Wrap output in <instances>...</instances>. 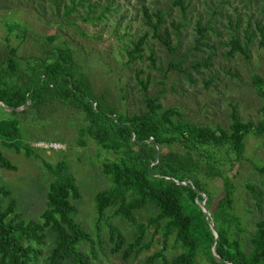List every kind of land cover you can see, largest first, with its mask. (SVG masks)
<instances>
[{
    "label": "trees",
    "instance_id": "1",
    "mask_svg": "<svg viewBox=\"0 0 264 264\" xmlns=\"http://www.w3.org/2000/svg\"><path fill=\"white\" fill-rule=\"evenodd\" d=\"M99 2L50 0L57 10L54 18L58 32L33 36L38 51L27 55L20 53L19 46L8 44L0 49V104L10 109L0 105L1 146L31 157L33 149L24 139L23 125L47 120L60 110L75 111L81 115L78 145L85 147L90 140L110 155L102 164L110 187L98 192L95 202L96 222L108 223L114 254L124 261L139 259L157 243L159 251L138 264H202V256L207 257L208 264H264V218L256 221L252 232L246 231L235 211L234 173L237 164L245 160L248 136L264 137V107L258 122L245 121L235 112L225 128L192 122L180 108L166 107L160 97H149L143 84L144 107L135 111L126 104L128 89L119 88V96L109 89L98 92L92 57L60 32L74 27L82 37H92L86 25L94 27L95 22L106 20L116 0H107L101 9ZM170 2L168 10L152 12L149 6H142V26L146 29L137 40L130 39L123 46L126 66L143 60L147 50L156 66L155 53L148 44L154 39L172 55L167 70H184L188 57L178 55L173 37L180 40L181 30L191 26L187 19L190 3ZM174 7L181 9L184 23L172 20ZM212 7L210 19L203 23L199 16L192 28L197 50L202 46L214 50L209 45L210 36H221L216 18L223 17L224 12L218 5ZM39 15L43 17L42 11ZM245 18L238 14L236 24L229 22L231 36L222 44L229 49L230 58L240 55L250 60L254 47L264 50V19L254 15ZM8 28L20 44L28 40L26 30L21 33L17 23L8 24ZM188 52L190 56L192 51ZM214 57L193 56L191 67L197 73L209 70ZM255 85L262 93L260 78H255ZM47 167L54 180L40 221L22 218L17 211L18 200L0 179V264H94L82 251L84 245H95L90 231L76 219V203L82 198L78 182L64 162L48 163ZM0 168L17 170L1 148ZM256 170L263 177L264 187V166H256ZM217 178L224 182L223 193L214 208L215 195L208 185ZM246 189L262 211L264 191L251 184ZM204 196L209 216L201 205ZM109 211L119 226L107 221ZM212 247L219 259L212 254Z\"/></svg>",
    "mask_w": 264,
    "mask_h": 264
},
{
    "label": "rangeland",
    "instance_id": "2",
    "mask_svg": "<svg viewBox=\"0 0 264 264\" xmlns=\"http://www.w3.org/2000/svg\"><path fill=\"white\" fill-rule=\"evenodd\" d=\"M98 1L99 9L105 8L108 3L107 0ZM188 2L190 12L187 19L192 21L191 26L181 30L180 40L173 37V45L179 50L178 55L188 57L183 71L167 70V61L172 59V55L154 39H150L148 44L155 53L156 66H153L149 58V50L145 52L143 60L129 66L124 64L127 57L122 52L123 46L128 44L130 39L137 40L146 29L142 26V6H149L152 12L158 9L168 10L172 7L170 0H130L129 3L116 0L112 6L113 12L106 20L95 22L94 27L86 25L92 37H82L74 27H65L60 35L66 36L71 44L92 57L90 65L94 68V81L98 92L109 89L114 96H119V88L128 89L126 104L131 111L144 107L145 85L149 97H160L166 107L180 108L192 122L198 124L227 128L235 112L245 121L258 122L262 119L261 109L264 107V50L254 47L250 60L240 55L230 58L229 49L222 43L231 36L229 22L231 20L236 24L238 14L244 21L246 15L264 19V0ZM214 5L220 6L224 12L223 17L216 18V28L221 32V36H210L209 45L214 46V50L210 51L204 46L197 50L193 44L192 28L199 16L202 17L203 23L210 19L209 13L214 10ZM41 11L43 17L39 15ZM56 11L50 0H0V49L9 44L19 46L20 53L24 55L38 51L33 36H48L59 31L58 21L54 18ZM63 11L64 8H61L62 13ZM171 17L172 20L184 23L179 7L173 8ZM14 23L21 26V33L26 30L25 33L29 36L23 45L15 34L9 33L8 24ZM188 51H192L190 56ZM209 54L215 56L213 66L197 73L191 67L193 56L199 59ZM137 71H140L138 75ZM255 78H260L263 82L262 93L255 85ZM80 116L75 111L60 110L42 122L25 123L23 134L33 149L31 157L3 148L0 142L5 156L17 167L16 171L0 168V179L18 200L17 211L22 218L27 222L40 221V215L46 208L48 188L54 180L47 164L57 165L64 162L75 176L82 192L81 200L76 203V219L90 231L95 245L92 247L82 244V251L89 255L94 264H138L148 255L158 252L160 246L154 243L150 251L142 254L139 259L128 261L112 252L108 223L96 222L95 202L96 194L110 187V181L102 171L103 160L110 155L99 150L90 140L85 147L78 145L77 124ZM53 141L61 145V148L50 149L41 145ZM256 166H264V137L248 136L245 160L237 164L234 172L237 185L235 211L247 232H252L256 221L264 218V205L261 211L251 192L246 189V186L251 184L264 191L263 177L257 172ZM223 183L221 178L209 181V190L215 195L214 208L222 197ZM112 215V211L107 213V221L119 226L121 223L112 218ZM104 243L106 245L103 247ZM93 252L96 256H93ZM44 254H47V250ZM202 264H208L206 256H202Z\"/></svg>",
    "mask_w": 264,
    "mask_h": 264
},
{
    "label": "water",
    "instance_id": "3",
    "mask_svg": "<svg viewBox=\"0 0 264 264\" xmlns=\"http://www.w3.org/2000/svg\"><path fill=\"white\" fill-rule=\"evenodd\" d=\"M0 105H1V104H0ZM1 106L4 107V108H6V107L3 106V105H1ZM6 109H8V108H6ZM8 110H10V109H8ZM206 200H207V197L204 196V200H203V202H202L201 205H202V208H203L205 214H206L207 216H209L210 213H209L208 209L206 208ZM211 227H212V229H213V231H214L216 237H218V234H217V232H216V230H215V228H214V224H213V223H211ZM212 254L214 255V257H215L216 259H219L218 255L215 253V247H212Z\"/></svg>",
    "mask_w": 264,
    "mask_h": 264
},
{
    "label": "built area",
    "instance_id": "4",
    "mask_svg": "<svg viewBox=\"0 0 264 264\" xmlns=\"http://www.w3.org/2000/svg\"><path fill=\"white\" fill-rule=\"evenodd\" d=\"M41 145L44 148H50V149H60L61 148V145H59L57 143H49V144L42 143Z\"/></svg>",
    "mask_w": 264,
    "mask_h": 264
}]
</instances>
